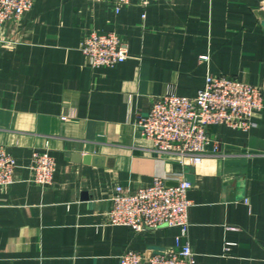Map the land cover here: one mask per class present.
<instances>
[{
    "label": "crops",
    "instance_id": "obj_1",
    "mask_svg": "<svg viewBox=\"0 0 264 264\" xmlns=\"http://www.w3.org/2000/svg\"><path fill=\"white\" fill-rule=\"evenodd\" d=\"M264 0H35L0 32V144L17 162L0 186V264H117L134 249L171 246L178 227L139 232L107 212L117 185L161 177L192 183L188 240L196 264H264V108L249 130L210 125L199 163L159 152L139 125L155 97L195 96L206 75L261 86ZM129 46L115 66L92 67L91 32ZM209 54L208 61L200 56ZM216 147V149H215ZM56 161L50 185L33 180L32 154Z\"/></svg>",
    "mask_w": 264,
    "mask_h": 264
},
{
    "label": "built area",
    "instance_id": "obj_2",
    "mask_svg": "<svg viewBox=\"0 0 264 264\" xmlns=\"http://www.w3.org/2000/svg\"><path fill=\"white\" fill-rule=\"evenodd\" d=\"M35 0H0V32L9 21L20 20ZM112 2L116 11L135 0H96ZM149 5L156 0H138ZM80 49L92 67H112L129 57L128 43L117 33L91 32L81 41ZM209 54L200 59L208 61ZM264 108L263 88L244 80L209 72L195 96L168 92L154 98L150 110L141 115L139 125L162 153L177 154L181 162L199 163L210 143V125H227L249 130L255 116ZM216 149V147H215ZM17 167L15 157L0 144V186L13 182ZM33 180L42 185L53 182L56 161L48 151L32 154ZM192 183L184 178L168 186L161 177L134 190L117 185L107 212L113 224L128 225L142 232L162 225L178 227L173 245L145 255L134 249L125 250L117 264H196L195 253L188 240L192 201L188 191Z\"/></svg>",
    "mask_w": 264,
    "mask_h": 264
},
{
    "label": "water",
    "instance_id": "obj_3",
    "mask_svg": "<svg viewBox=\"0 0 264 264\" xmlns=\"http://www.w3.org/2000/svg\"><path fill=\"white\" fill-rule=\"evenodd\" d=\"M255 13L261 19V25L264 28V10H262V9L261 10H256ZM177 184H178V182H175V184L167 182L168 186H175Z\"/></svg>",
    "mask_w": 264,
    "mask_h": 264
}]
</instances>
